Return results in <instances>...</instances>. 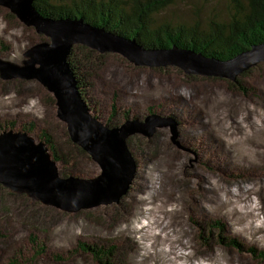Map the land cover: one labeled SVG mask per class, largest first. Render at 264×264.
Returning a JSON list of instances; mask_svg holds the SVG:
<instances>
[{
  "label": "rangeland",
  "instance_id": "1",
  "mask_svg": "<svg viewBox=\"0 0 264 264\" xmlns=\"http://www.w3.org/2000/svg\"><path fill=\"white\" fill-rule=\"evenodd\" d=\"M70 1L49 0V3L60 6ZM227 5L228 0H174L151 16V25L189 21L194 16L205 21L208 18L221 20L226 15ZM41 40L49 38L36 34L32 26L24 25L7 8L0 6V63L22 66L23 60H30L27 51ZM103 54L105 60L101 70L92 72L91 78L85 76L88 83L85 97L91 115L102 124L108 120L140 122L149 115L161 118L173 115L178 121L177 141L184 150L170 140L169 125L157 129L151 136L157 135L165 144L152 158L140 153L139 136H143L132 135L135 138L127 146L137 161V171L128 197L115 208L112 204L80 215L63 214L62 210L54 208L55 211L50 213L53 219L45 227L29 228L25 223L16 222L15 213L7 210L6 196L0 191V233L3 236L0 239V264H97L87 253L77 249L78 243L107 247L111 240H116L119 249L127 251L128 256L118 264H264V239H253L254 235L250 237L246 231L257 228L260 221L253 223L254 220L249 218L251 222L240 225L234 219L230 222L220 212H205L209 202L201 194L202 185L214 182L225 189L239 187L226 181L224 174L210 164V161H218L225 165V153L217 141L218 131L222 129V133L235 126L228 122L226 114L210 116L208 111L211 108H240L236 114L228 115H239L236 118L246 114L243 111L246 107L264 113V62L247 70L249 74L242 76V73L237 77L250 90L241 95L227 88L226 79L186 75L172 65L135 66L119 53ZM2 68L0 97L5 107L0 110V134L4 131L25 132L39 144V135L44 129L60 132L62 124L55 119L56 107L46 103L52 94L36 80L3 78L11 68ZM222 94L227 100L220 97ZM24 100L27 107L22 103ZM263 166L247 171L258 172ZM247 171L241 174H247ZM99 173L97 170L93 177ZM263 177L264 173L251 179ZM203 178H207L209 184L203 182ZM242 181L246 183L250 179ZM248 184L243 186H251ZM135 191L137 194L132 199L131 194ZM154 191L157 195L161 193L155 198ZM253 197L259 202L255 195ZM160 200L166 210L176 207L179 213L168 217L156 213L154 209L160 205ZM26 206L25 202L21 203L22 209ZM163 219L164 223L160 224ZM228 222L232 228H227ZM225 227L227 236L237 241L240 249L217 243L214 237L218 234L217 229ZM209 229L212 231L207 232ZM240 230H244L250 239ZM142 247L147 250V256ZM187 256L188 260L185 259Z\"/></svg>",
  "mask_w": 264,
  "mask_h": 264
},
{
  "label": "water",
  "instance_id": "2",
  "mask_svg": "<svg viewBox=\"0 0 264 264\" xmlns=\"http://www.w3.org/2000/svg\"><path fill=\"white\" fill-rule=\"evenodd\" d=\"M34 0H0L26 26L49 40L28 50L22 66L1 62L10 67L5 79L36 80L52 94L56 118L65 126L72 143L79 146L97 165L93 178L61 176L57 163L44 143L35 144L25 132L0 134V186L8 192L25 195L43 206L75 213L83 209L109 206L120 202L133 184L137 163L127 146L134 134L149 138L159 128L170 126V140L177 141L178 123L174 118L149 115L144 120L107 127L94 118L82 99L67 58L73 46L80 45L102 54L116 52L135 66H175L186 75H201L237 81V77L264 62V43L252 46L229 60L206 58L192 50L144 49L134 39H127L104 28L87 24L82 18L52 19L34 8ZM149 127L150 130L146 131Z\"/></svg>",
  "mask_w": 264,
  "mask_h": 264
},
{
  "label": "trees",
  "instance_id": "3",
  "mask_svg": "<svg viewBox=\"0 0 264 264\" xmlns=\"http://www.w3.org/2000/svg\"><path fill=\"white\" fill-rule=\"evenodd\" d=\"M173 1L108 0L102 2L99 0H71L64 5L52 6L49 0H34L33 5L43 17L52 19L82 18L87 24L104 28L127 39H134L144 49H168L175 46L179 49L200 53L206 58L223 61L235 57L252 46L264 43V0H228V5L225 8L226 15L221 20L208 18L205 21L194 16L189 21L182 20L176 23L151 25V16L169 6ZM10 17L14 19V16L11 15ZM104 57L105 54H98L85 46L76 45L72 47L67 58L68 66L77 83V89L88 107L89 104L85 97V89L88 88L86 87V84H88L86 78H91L92 72L96 73V71L101 70L104 64L103 60H105ZM23 62L21 65H23ZM249 73L250 71H247L242 76ZM227 83V88L230 91L238 92L241 95L250 92L238 80L235 82L227 81ZM46 103L54 106L55 100L48 97ZM167 117L176 118L173 115H167ZM120 124L121 121L108 120L104 125L116 127ZM52 131L44 129L41 131L38 140L44 143L52 159L60 166V175L93 178L94 173L98 170L97 165L84 150L71 142L65 126L62 124L60 132ZM156 136L151 138L139 136L138 147L141 155L152 158L161 148L165 147L164 142L159 141ZM134 138H128L127 144L133 141ZM132 185L120 202L131 193ZM0 191L3 192V196H6L4 202L8 207L7 210L15 213L13 214L16 217V222L25 223L29 228L30 226L45 227L50 225L49 222L53 219L50 213L55 211L53 207L33 202L22 194L10 193L1 186ZM136 194L137 191L131 194L132 199ZM22 202H25L29 207L26 206V209H22ZM119 203L113 204L114 208ZM92 209L79 210L73 214L88 213ZM217 230L218 234L214 237L218 244L240 249L238 242L231 240L224 228H218ZM210 231L212 230H207V232ZM2 237L0 233V239ZM209 238H206L208 242ZM229 239L232 242H229ZM77 249L80 252L87 253L97 264H118L120 260L128 256L126 250L119 249L116 240H111L107 247L106 245L97 246L78 243ZM253 254L252 252L251 255L254 256Z\"/></svg>",
  "mask_w": 264,
  "mask_h": 264
},
{
  "label": "bare ground",
  "instance_id": "4",
  "mask_svg": "<svg viewBox=\"0 0 264 264\" xmlns=\"http://www.w3.org/2000/svg\"><path fill=\"white\" fill-rule=\"evenodd\" d=\"M220 97L227 100V96L224 94ZM22 103L24 107H27L26 100L22 101ZM4 104L5 102L3 101V98L0 97V110L5 107ZM238 109L240 108H215V110L211 108L208 112L210 116H212V114H216L217 117H222L226 114L229 119L228 122L232 126H235V128L225 130V132L222 133V129H219L218 131L217 141L222 151L225 153V165H221L218 161H210V164H212L215 170L224 174V179H227L226 181L229 183L234 182L235 185L237 184L236 186L239 187L235 190L225 189L217 182H214V184L211 185H202L203 189L201 188V194L203 198L209 202L208 206H205V212H220L224 217L228 218L230 222L234 219V221L240 225L244 222H251L248 221L249 218L254 220L253 223L255 221H260L257 228L249 230L246 229V231L250 237L254 235L253 239L262 240L264 239V177L263 179L258 178L255 181L253 179H255V175L258 177L260 174L264 173V113L263 111H259L255 108L250 109L246 107L244 109L241 108L246 113L241 116V118H236V116L239 115L234 117L228 116L236 114ZM203 113L209 117L206 110H204ZM206 128L211 132L210 126L207 125ZM227 137H230V139H225ZM258 165L263 166V168L258 170V172L251 173V170L247 171L251 167L255 169ZM245 170L247 171V174H241V172ZM227 173L230 175L227 176ZM245 177L250 179V181L243 183L242 180L246 179ZM203 182L209 184V180L207 178H203ZM243 184L251 186L245 187ZM160 193L161 192H159L158 195ZM158 195L156 191H154L155 198ZM253 195L259 199V202H256ZM237 198L245 200L238 201ZM159 202L160 205L154 209L156 213H160L164 217L176 216L177 213H179L176 207H171L170 211H168L166 210V205L162 203L161 200ZM242 212L245 214L243 215ZM162 223H164V219L160 224ZM230 224L231 223L228 222L227 228L228 226L232 228V224L231 226ZM161 228L162 230H165V228ZM227 228L225 227L224 230L227 231ZM240 231L247 239H250L249 236L244 233V230ZM229 242L232 241L229 239ZM142 249V251H144V256H147V250L144 247H142ZM185 259L188 260L189 257L187 256Z\"/></svg>",
  "mask_w": 264,
  "mask_h": 264
}]
</instances>
